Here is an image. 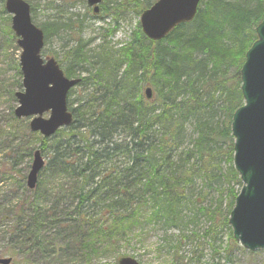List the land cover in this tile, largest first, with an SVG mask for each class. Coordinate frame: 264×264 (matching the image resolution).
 <instances>
[{
  "label": "trees",
  "instance_id": "trees-1",
  "mask_svg": "<svg viewBox=\"0 0 264 264\" xmlns=\"http://www.w3.org/2000/svg\"><path fill=\"white\" fill-rule=\"evenodd\" d=\"M131 1L141 14L155 0ZM108 8L103 0L100 15ZM263 19L264 0H201L191 22L158 42L138 30L118 49L90 53L75 40L59 61L66 77L81 79L68 94L71 125L50 138L26 127L23 137L12 130L4 140L16 151L7 162L11 174L35 150L46 159L35 189L29 191L21 176L29 195L14 204L6 200L0 213V225L8 223L0 238L11 264H100L113 253L117 264L119 244L141 222L177 230L193 224L182 217L197 203L192 190L198 180L210 191L214 183L216 191L232 183L229 214L241 187L230 129L243 103L240 68ZM40 28L44 43L60 30L69 31L68 40L79 34L56 20ZM143 86L151 88L152 100L144 98ZM222 158L228 168L218 166ZM223 193L218 190L216 210L200 208L208 220Z\"/></svg>",
  "mask_w": 264,
  "mask_h": 264
},
{
  "label": "rangeland",
  "instance_id": "rangeland-1",
  "mask_svg": "<svg viewBox=\"0 0 264 264\" xmlns=\"http://www.w3.org/2000/svg\"><path fill=\"white\" fill-rule=\"evenodd\" d=\"M4 1L0 0V213L6 208V200L14 204L23 196L29 195V192L22 188L20 177H26L32 162V156L29 160H21L16 167V170L20 171L18 174H11L7 168V162L11 161L16 151L13 152L15 149L10 147L9 139L8 146L5 147L6 134L14 130L19 138L23 137L30 118L16 119L13 115L17 102L12 96L15 92L22 91V88L18 87V84H21V75L18 74L20 50L16 45V38L12 40L14 34L10 29V16L4 10ZM48 1L52 4L47 5L45 0L27 1L30 8H34V12L31 11L32 22L37 27L47 20H56L58 24L69 23L75 31L79 30V34L75 38L72 37L74 40H68L69 31H58L44 44L42 54L45 59L54 57L59 62L64 51L73 46L77 39L83 43L84 50L90 53L97 51L100 46L118 49L130 42L132 34L140 30V14L136 13L137 8L131 0H104L109 7L108 13L103 16L99 14L98 18L92 16L86 0ZM144 88L145 86L142 88V94ZM77 96L78 93L72 98ZM42 117L47 118L48 113H44ZM35 147H38V144H35ZM43 158L46 160L45 156ZM221 160L223 163L218 166L228 168L229 163L224 158ZM232 186V183L229 186L224 183L219 188L224 190L225 199L221 198V207L214 212V219L211 221L208 220L210 217L201 213L200 208L207 205L210 211L216 210L219 189L216 191L218 186L214 183L213 190L210 191L198 180L192 190L193 199L197 198V203L190 205V210H185L182 217L183 223L193 221V224H187L177 230L176 227L168 228L161 224L141 222V227L137 226L134 235L121 242L116 252L121 253L122 257L136 259L139 264H172L173 257H180L184 264H264V249L247 251L234 241L231 228L225 222V219H229L228 189ZM50 188L54 189V184ZM234 190L237 191L238 187L234 186ZM7 227L8 223L3 222L0 230ZM184 236L188 238H183ZM5 246L0 238V258H7L3 253ZM115 257L116 254L113 253L100 264H115ZM49 264L77 263L55 260Z\"/></svg>",
  "mask_w": 264,
  "mask_h": 264
},
{
  "label": "water",
  "instance_id": "water-1",
  "mask_svg": "<svg viewBox=\"0 0 264 264\" xmlns=\"http://www.w3.org/2000/svg\"><path fill=\"white\" fill-rule=\"evenodd\" d=\"M94 14L101 0H86ZM200 0H157L140 15L142 33L150 40L164 38L176 25L190 22L196 15ZM5 11L11 15V30L20 48L19 67L22 91L15 93L18 119L32 117L31 132L45 138L53 136L60 128L72 123L66 98L79 79L64 76L57 62L43 60V32L30 18L29 4L24 0H5ZM257 40L245 55L241 69V91L245 105L233 114L234 142L233 164L240 176L242 188L230 213L229 225L234 239L245 249H264V20L255 29ZM147 99L150 88L145 89ZM44 113H49L43 118ZM44 160L34 151L26 186L33 189ZM10 259L0 258V264H10ZM118 264H138L129 257L120 258Z\"/></svg>",
  "mask_w": 264,
  "mask_h": 264
},
{
  "label": "bare ground",
  "instance_id": "bare-ground-1",
  "mask_svg": "<svg viewBox=\"0 0 264 264\" xmlns=\"http://www.w3.org/2000/svg\"><path fill=\"white\" fill-rule=\"evenodd\" d=\"M77 79H79V82H78V84H79V83H80V81H81V79H80V78H78V77H77ZM78 84H76V85L74 86V88H76Z\"/></svg>",
  "mask_w": 264,
  "mask_h": 264
}]
</instances>
